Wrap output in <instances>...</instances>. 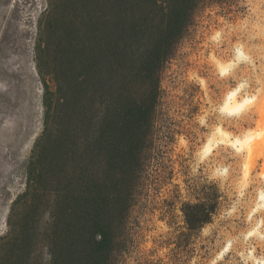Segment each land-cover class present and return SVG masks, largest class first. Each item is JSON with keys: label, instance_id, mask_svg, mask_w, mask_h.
I'll use <instances>...</instances> for the list:
<instances>
[{"label": "rangeland", "instance_id": "obj_1", "mask_svg": "<svg viewBox=\"0 0 264 264\" xmlns=\"http://www.w3.org/2000/svg\"><path fill=\"white\" fill-rule=\"evenodd\" d=\"M47 8L48 0H0V243L43 131L37 52ZM161 92L160 178L140 192L116 262L264 264V0H241L236 13L199 10L163 69ZM231 94L250 99L240 113L222 109ZM214 186L222 207L190 236L182 207ZM39 254L49 260L45 246Z\"/></svg>", "mask_w": 264, "mask_h": 264}, {"label": "trees", "instance_id": "obj_2", "mask_svg": "<svg viewBox=\"0 0 264 264\" xmlns=\"http://www.w3.org/2000/svg\"><path fill=\"white\" fill-rule=\"evenodd\" d=\"M240 1L48 0L37 52L43 131L0 264H118L135 202L160 178L153 162L163 69L199 10L236 13ZM199 196L182 207L190 236L222 207L215 186Z\"/></svg>", "mask_w": 264, "mask_h": 264}, {"label": "bare ground", "instance_id": "obj_3", "mask_svg": "<svg viewBox=\"0 0 264 264\" xmlns=\"http://www.w3.org/2000/svg\"><path fill=\"white\" fill-rule=\"evenodd\" d=\"M249 101H250V99L238 101L237 98L235 97V94H231L227 99V103L225 105H223L222 109L226 112H229L230 114L231 113H240L243 106L245 105V103H248ZM262 106H263V104H262ZM262 106H261V108H262ZM263 115H264V113H263ZM233 143L235 144L236 142H233Z\"/></svg>", "mask_w": 264, "mask_h": 264}]
</instances>
